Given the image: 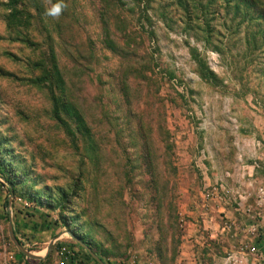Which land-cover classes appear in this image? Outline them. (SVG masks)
Listing matches in <instances>:
<instances>
[{
    "label": "rangeland",
    "instance_id": "1",
    "mask_svg": "<svg viewBox=\"0 0 264 264\" xmlns=\"http://www.w3.org/2000/svg\"><path fill=\"white\" fill-rule=\"evenodd\" d=\"M65 3L0 0V264H264V0Z\"/></svg>",
    "mask_w": 264,
    "mask_h": 264
},
{
    "label": "crops",
    "instance_id": "2",
    "mask_svg": "<svg viewBox=\"0 0 264 264\" xmlns=\"http://www.w3.org/2000/svg\"><path fill=\"white\" fill-rule=\"evenodd\" d=\"M237 183L235 186V193L239 198L246 197V200H250L251 196L253 200L256 199L257 196V188L261 189L264 192V178H235ZM251 208H247V213L249 214V210Z\"/></svg>",
    "mask_w": 264,
    "mask_h": 264
},
{
    "label": "water",
    "instance_id": "3",
    "mask_svg": "<svg viewBox=\"0 0 264 264\" xmlns=\"http://www.w3.org/2000/svg\"><path fill=\"white\" fill-rule=\"evenodd\" d=\"M7 231H8V235H9V239L11 240L12 244L17 248V250L24 256L28 257V258H33V259H39L40 257L37 256H33L31 254H29L28 251H26L25 249H23L20 244L17 242V240L14 238L13 233H12V227H11V223L10 221L7 223ZM71 238H73V240L75 242H77V244H79L82 248H84L89 254L90 256L93 258V260H95V262H97L98 264H103L101 262V260L79 239L71 236ZM51 243V242H50ZM50 243L47 245V250L50 246Z\"/></svg>",
    "mask_w": 264,
    "mask_h": 264
},
{
    "label": "clouds",
    "instance_id": "4",
    "mask_svg": "<svg viewBox=\"0 0 264 264\" xmlns=\"http://www.w3.org/2000/svg\"><path fill=\"white\" fill-rule=\"evenodd\" d=\"M47 4L50 5L47 9V15L53 18H59V16L63 13V11L68 7L65 0H56L55 3L52 0H46Z\"/></svg>",
    "mask_w": 264,
    "mask_h": 264
},
{
    "label": "trees",
    "instance_id": "5",
    "mask_svg": "<svg viewBox=\"0 0 264 264\" xmlns=\"http://www.w3.org/2000/svg\"><path fill=\"white\" fill-rule=\"evenodd\" d=\"M53 72L55 75H57V69L55 67L53 68ZM4 181L9 185V190L12 191V186H10V181L7 180L6 178L4 179Z\"/></svg>",
    "mask_w": 264,
    "mask_h": 264
},
{
    "label": "built area",
    "instance_id": "6",
    "mask_svg": "<svg viewBox=\"0 0 264 264\" xmlns=\"http://www.w3.org/2000/svg\"><path fill=\"white\" fill-rule=\"evenodd\" d=\"M257 197L264 199V192L260 188L257 190Z\"/></svg>",
    "mask_w": 264,
    "mask_h": 264
},
{
    "label": "bare ground",
    "instance_id": "7",
    "mask_svg": "<svg viewBox=\"0 0 264 264\" xmlns=\"http://www.w3.org/2000/svg\"><path fill=\"white\" fill-rule=\"evenodd\" d=\"M29 254H31V255H33V256H37V257H38V255H36V254H33V253H31V252H29Z\"/></svg>",
    "mask_w": 264,
    "mask_h": 264
}]
</instances>
